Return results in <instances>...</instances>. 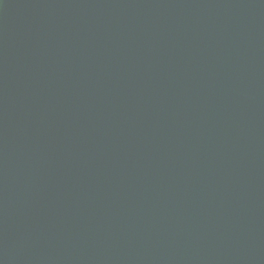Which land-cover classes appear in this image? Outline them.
<instances>
[{"label": "water", "instance_id": "obj_1", "mask_svg": "<svg viewBox=\"0 0 264 264\" xmlns=\"http://www.w3.org/2000/svg\"><path fill=\"white\" fill-rule=\"evenodd\" d=\"M0 264H264V0H0Z\"/></svg>", "mask_w": 264, "mask_h": 264}]
</instances>
